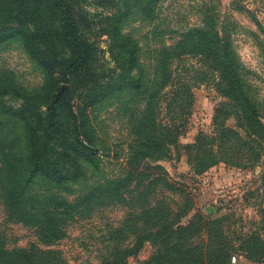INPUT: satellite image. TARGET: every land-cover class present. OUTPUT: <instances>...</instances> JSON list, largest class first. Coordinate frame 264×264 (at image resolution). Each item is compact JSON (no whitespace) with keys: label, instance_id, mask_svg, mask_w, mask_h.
<instances>
[{"label":"trees","instance_id":"1","mask_svg":"<svg viewBox=\"0 0 264 264\" xmlns=\"http://www.w3.org/2000/svg\"><path fill=\"white\" fill-rule=\"evenodd\" d=\"M131 2L117 0L98 23V34L107 36L106 52L113 62V67L104 68L99 59L100 36L91 35L95 24L87 0H0V46L19 42L43 77L39 89L28 91L10 76L0 75V205L6 223L33 230L37 241L48 246L64 239L66 229L77 220L90 219L104 206H119L127 209L123 229L132 239L123 248L111 247L98 264H125L145 242L155 250L147 264H231V254L236 252H243L251 263H264V204L252 229L233 238L227 235L226 219L198 215L183 226L181 220L191 207L189 193L161 166L148 163L157 161L159 152L154 135L157 99L164 89L173 88L174 78L169 52L163 49L148 84L139 64L138 44L123 32ZM146 11L142 7L139 13ZM256 26L264 37V28ZM184 39L185 48L210 59L219 76L218 92L231 101L244 133L216 127L214 137L199 135L197 143L185 146L202 152L190 155V162L199 172L219 160L236 168L256 167L264 158V125L247 93L230 34L217 28L196 29ZM125 93L145 94L150 116L130 146L126 176L86 184L84 191L73 195L70 188L99 167L89 114ZM210 144L216 153L206 148ZM220 154L223 157L218 159ZM260 185L264 187V172ZM204 227L208 235L203 234ZM4 241L0 239V264H34L35 258L51 254L9 251Z\"/></svg>","mask_w":264,"mask_h":264},{"label":"rangeland","instance_id":"2","mask_svg":"<svg viewBox=\"0 0 264 264\" xmlns=\"http://www.w3.org/2000/svg\"><path fill=\"white\" fill-rule=\"evenodd\" d=\"M87 1L91 24H95L91 35L97 37L100 36L98 23L104 21L117 0ZM131 3L123 32L138 44L139 64L148 84L156 74V63L163 49L169 52V67L174 78L173 88L164 89L157 99L154 135L159 152L155 154L157 161L147 160L148 163L151 167L161 166L173 182L185 186L189 193L191 207L181 225H188L202 215L226 219L227 235L231 238L247 233L252 229V222L259 220L264 204V187L260 185L264 158L249 169L236 168L219 160L200 172L190 162V155L202 152L188 151L185 146L197 143L199 135L214 137L216 127L232 129L241 136L244 133L239 128L231 101L218 92L219 76L210 67V59L185 48L187 40L184 38L196 29L217 28L230 34L231 46L243 66L247 93L264 125V37L256 26L258 23L264 28V0H132ZM142 7L147 9V14L139 13ZM239 7L243 8L240 12L237 11ZM97 42L101 51L100 65L113 67L106 52L107 36H100ZM0 75L10 76L14 83L28 91L43 85L41 73L17 41L0 46ZM146 105L145 94L125 93L89 114L100 157L99 167L95 172L89 170L87 180L71 187L70 193L79 194L86 184L105 183L126 176L130 146L139 139L140 128L150 119ZM206 148L213 153L217 151L215 145ZM221 157L222 154L218 155V159ZM153 173L161 174V171ZM208 208L213 209L212 214ZM126 215L124 207L104 206L90 219L72 223L64 239L45 246L37 241L33 230L6 223L0 205V239L5 240L4 248L9 251L51 252L35 258L34 264H98L111 247L123 248L131 241V234L123 229ZM202 231L208 235L207 227ZM114 237L118 242H112ZM154 253V247L145 242L137 255L129 257L125 264H147ZM244 257L243 252H236L231 254L229 261L231 264H264L251 263Z\"/></svg>","mask_w":264,"mask_h":264},{"label":"water","instance_id":"3","mask_svg":"<svg viewBox=\"0 0 264 264\" xmlns=\"http://www.w3.org/2000/svg\"><path fill=\"white\" fill-rule=\"evenodd\" d=\"M208 211H209L210 214L213 213V209H211V208H208Z\"/></svg>","mask_w":264,"mask_h":264}]
</instances>
